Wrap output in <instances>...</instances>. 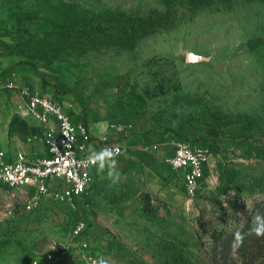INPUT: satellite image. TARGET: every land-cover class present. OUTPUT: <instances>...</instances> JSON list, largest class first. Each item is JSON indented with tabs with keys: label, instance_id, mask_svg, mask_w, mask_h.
<instances>
[{
	"label": "rangeland",
	"instance_id": "374dc122",
	"mask_svg": "<svg viewBox=\"0 0 264 264\" xmlns=\"http://www.w3.org/2000/svg\"><path fill=\"white\" fill-rule=\"evenodd\" d=\"M123 13L157 28L117 44ZM10 77L60 100L79 94L84 111L124 125L130 146L120 181L96 178L76 208L56 194L31 210L7 197L0 264H58L44 253L79 220L108 264H209L211 229L264 203V0H0ZM17 96L0 88V119ZM180 140L212 151L193 197L165 161Z\"/></svg>",
	"mask_w": 264,
	"mask_h": 264
},
{
	"label": "built area",
	"instance_id": "2783aa9c",
	"mask_svg": "<svg viewBox=\"0 0 264 264\" xmlns=\"http://www.w3.org/2000/svg\"><path fill=\"white\" fill-rule=\"evenodd\" d=\"M0 88L17 91L23 105L19 115L41 123L47 148L44 155H35L24 151L12 154L0 147V219L3 220L5 213L11 210L5 203L7 197L31 210L44 197L56 194L76 208L93 182L95 167L86 159L89 150L98 151L105 146L119 148L117 159L124 146L119 140L104 135L95 148L86 125L74 121L64 103L50 94L21 87L12 77L0 78ZM115 128L122 131L124 125ZM211 152L208 144L180 140L173 154L166 157V164L181 177L190 197L195 196L201 187ZM87 226L84 220H79L69 241L54 244L44 257L58 264H91L93 259H98L99 255L87 236Z\"/></svg>",
	"mask_w": 264,
	"mask_h": 264
},
{
	"label": "crops",
	"instance_id": "0c3cea01",
	"mask_svg": "<svg viewBox=\"0 0 264 264\" xmlns=\"http://www.w3.org/2000/svg\"><path fill=\"white\" fill-rule=\"evenodd\" d=\"M36 92L47 93L52 95V91L40 88H33ZM72 118L77 123H84L93 137V146L98 148L97 141L104 135L110 139L119 140L126 147L130 146V136H125V127L118 131L115 127L110 128L107 118L99 114L91 113L88 109L84 111L85 103L83 97L79 94H67L61 100ZM10 114L8 117L0 119V147L16 154L18 151H24L29 154L44 155L47 152L46 144L43 138V127L40 122L30 117L22 118L19 113L23 109L22 101L19 95L15 100L8 101ZM5 106V105H4ZM3 110L2 106L0 111ZM86 114V115H85ZM125 130V131H124ZM136 140L133 141L135 143ZM121 163L117 162L118 170L121 171ZM108 177L107 169L100 172L95 167L93 170V182L96 178L99 180ZM91 187V186H90Z\"/></svg>",
	"mask_w": 264,
	"mask_h": 264
},
{
	"label": "trees",
	"instance_id": "16d2710c",
	"mask_svg": "<svg viewBox=\"0 0 264 264\" xmlns=\"http://www.w3.org/2000/svg\"><path fill=\"white\" fill-rule=\"evenodd\" d=\"M116 33L117 44L130 42L132 44L140 36L156 30V25L141 26L138 19H131L128 14H120ZM257 213L245 217H236L230 228H214L210 231V246L205 250L209 264H264V236L248 235L254 226L253 218L260 214L264 216V203H257ZM240 231L245 234L242 246L232 247L234 233Z\"/></svg>",
	"mask_w": 264,
	"mask_h": 264
},
{
	"label": "clouds",
	"instance_id": "9594fccd",
	"mask_svg": "<svg viewBox=\"0 0 264 264\" xmlns=\"http://www.w3.org/2000/svg\"><path fill=\"white\" fill-rule=\"evenodd\" d=\"M118 155H120L119 148L105 146L98 151L90 149L86 159L91 166L96 167L100 172L107 169L108 178L115 184L121 179V173L118 170L116 160ZM253 222L254 226L249 229L248 235L254 234L257 237L264 236V216L257 214L253 218ZM233 235L232 247L238 248L242 246L245 234L237 231ZM91 264H108V261L103 256H100L98 259H93Z\"/></svg>",
	"mask_w": 264,
	"mask_h": 264
},
{
	"label": "water",
	"instance_id": "95a60500",
	"mask_svg": "<svg viewBox=\"0 0 264 264\" xmlns=\"http://www.w3.org/2000/svg\"><path fill=\"white\" fill-rule=\"evenodd\" d=\"M187 57H188V59H190V60H199V59L202 58L200 55H196V54L191 53V52L187 54ZM98 224H100V225H105V226H109V227H110V225H109L107 219H105L104 217H99V218H98Z\"/></svg>",
	"mask_w": 264,
	"mask_h": 264
}]
</instances>
